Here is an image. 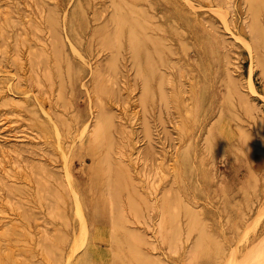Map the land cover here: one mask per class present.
<instances>
[{"label": "rangeland", "instance_id": "1", "mask_svg": "<svg viewBox=\"0 0 264 264\" xmlns=\"http://www.w3.org/2000/svg\"><path fill=\"white\" fill-rule=\"evenodd\" d=\"M165 2L133 0L169 61L140 70L126 46L111 67L96 34L106 27L114 36L113 0H0V250L11 253L8 264H264V0H177L216 32L235 68L231 86L225 73L194 65L193 47L180 48L165 28ZM79 5L84 24L72 36L69 15ZM57 42L74 44L73 71L54 59ZM101 110L114 116L109 172L121 176L119 213L99 179L107 170L84 149ZM12 134L24 138L13 144ZM118 250L131 259L111 260Z\"/></svg>", "mask_w": 264, "mask_h": 264}, {"label": "bare ground", "instance_id": "2", "mask_svg": "<svg viewBox=\"0 0 264 264\" xmlns=\"http://www.w3.org/2000/svg\"><path fill=\"white\" fill-rule=\"evenodd\" d=\"M164 2L165 6L168 8L167 16H169L165 28H168V31L172 36H175L179 39L180 48L185 50L188 46L193 47L196 50L197 55L193 60L194 65L202 71L207 69L216 73H225L223 74L225 78L223 80L226 81L229 86H231L233 78L236 76L234 72L235 68L230 67L228 58L225 59V56L227 57V55L223 50L222 42H219V39L216 36V32H213L207 28L199 19L194 20L189 18L177 0H164ZM112 4H114V9L113 13L110 15L108 24L113 25V28L115 29L114 36L112 35V29H107L105 31L106 27L103 30L100 29L96 32V34L102 36V40L108 44L111 49L112 55L110 58V66L114 67L113 62L115 61L117 53L119 52L120 48H125L126 46L131 53L133 65L137 69H160V67L167 62V58L162 55L161 51H164L165 49L167 50V48L164 45V41L153 32L154 26L152 25V27H148L150 19H148L149 16L147 12L144 10L137 11L138 8L133 4V0L132 3L126 0H113ZM152 4L154 5L153 2ZM79 13H81L80 5L79 7H75L74 12L69 15L68 33L72 36H75L77 31L76 23L84 24L83 19H80ZM65 18L64 20H66ZM46 20L52 26L54 31L57 32V18L55 9L49 8L48 18H46ZM122 30L124 31L121 32ZM189 32L194 36V40L192 41L185 40L186 34ZM121 37H123L124 40H121ZM60 43L61 42H57L53 47V53L55 56L54 59L57 61V63H64L68 71H73L72 58L78 57L75 56V46L73 43H70L69 46L64 44L60 45ZM78 43L81 45L80 41H78ZM161 47L164 48V50H161ZM81 48H83V42ZM170 50L171 49H169V51ZM77 51H79V49H77ZM167 63H169V61ZM30 106V114L37 118L38 123L40 124V127L43 129V131L52 140L54 139L52 144L55 146V148L62 150L63 146L60 143V138L56 132V128L50 124L47 119H45V115L43 112L41 113V111H43V109H41L42 107L34 104H31ZM113 117V114H110L109 112L105 113L103 110L99 112L98 117L94 122L95 124L93 125L91 135H89L85 141L84 149L93 156V166L107 170V173H105L104 176L99 179L103 181L107 195L111 198L110 203L112 204V212L119 213L117 199L119 195L118 189L121 184V176L118 171L113 174L109 172L112 170L114 164L113 157L111 156L114 140L111 134ZM21 136L24 138L23 134H12L11 137L14 138L13 144H16L20 138H22ZM1 154H8V150H2ZM97 177L98 176H94V178L98 179ZM95 202L103 203L104 199L102 195H99L97 199H95ZM85 205H89V202L88 204L85 203ZM71 210L72 214L75 216H79L83 212L82 207H77L76 209L72 208ZM87 211L92 215H100L102 212L94 205H91L90 208L87 207ZM4 228H6V226ZM10 230L5 229L4 234L11 233ZM11 257V253L7 250H0V264H8ZM127 259H131V257L124 255V253H121L119 250L113 251L111 260L126 262ZM16 264L23 263L16 261Z\"/></svg>", "mask_w": 264, "mask_h": 264}]
</instances>
